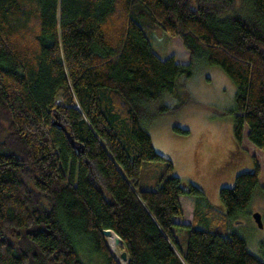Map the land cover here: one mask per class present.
Listing matches in <instances>:
<instances>
[{"label": "trees", "instance_id": "obj_1", "mask_svg": "<svg viewBox=\"0 0 264 264\" xmlns=\"http://www.w3.org/2000/svg\"><path fill=\"white\" fill-rule=\"evenodd\" d=\"M234 2L0 0V264H86L83 245L118 264L101 229L120 238L124 264H264L228 228L258 185L255 159L219 189L224 212L197 198L178 223L179 196L201 190L172 173L146 128L190 101L184 81L203 62L235 85L234 142L246 128L264 150V0L228 14ZM155 26L179 37L187 62L153 51ZM165 94L175 103L151 111ZM150 162L164 170L143 188Z\"/></svg>", "mask_w": 264, "mask_h": 264}, {"label": "rangeland", "instance_id": "obj_2", "mask_svg": "<svg viewBox=\"0 0 264 264\" xmlns=\"http://www.w3.org/2000/svg\"><path fill=\"white\" fill-rule=\"evenodd\" d=\"M246 6L244 0H235L233 10L228 14L242 12ZM151 37V47L160 58L172 55L177 62L188 61V52L178 36H172L155 26ZM184 82L190 101L176 111L156 113L146 125L154 149L172 163V173L201 190L199 195L179 196L182 215L177 218V222L190 223L197 198L200 210L210 204L218 213L224 212L218 198L219 189L232 185L237 173L251 169L254 158L260 167L258 185L244 211L237 213L235 219H230L228 228L230 233L238 234L245 240L247 248L254 255L264 260V150L247 140L244 128V137L239 144L241 152L230 158L232 161L236 159V163H222L226 156L228 159L229 148L235 141L231 112L234 108L235 85L220 67L203 62L196 64L192 75ZM59 99L60 97L57 98ZM175 101V97L165 94L160 101L151 104L150 110L156 112L160 106H172ZM176 127L186 131H178ZM148 163L144 162L142 168ZM150 163L149 181H140L143 188H154L158 176L164 170L162 162ZM254 212L260 214L261 226L254 221ZM184 230L175 226L176 236L180 237ZM103 239L118 264H124L107 237L104 236ZM80 249V256L86 264H106L100 254L89 252L86 245ZM118 249L123 250L121 244ZM174 249L181 256L177 248ZM179 250H185V242H181Z\"/></svg>", "mask_w": 264, "mask_h": 264}, {"label": "water", "instance_id": "obj_3", "mask_svg": "<svg viewBox=\"0 0 264 264\" xmlns=\"http://www.w3.org/2000/svg\"><path fill=\"white\" fill-rule=\"evenodd\" d=\"M59 118H60L59 115L57 113H55L54 114V123H59L58 122ZM75 147L79 152H83V147L81 145L75 144ZM252 217H253L254 221L257 223V225L261 226L260 214L258 212H254V213H252ZM100 232H101L102 236L104 237V236L109 235L113 231L110 229H101ZM116 240H117V242H119L121 244L120 238L117 235H116ZM121 246H122V244H121ZM119 258H120L121 262H123V263H125L127 261V254H126L125 250L121 251V253L119 254Z\"/></svg>", "mask_w": 264, "mask_h": 264}, {"label": "flooded vegetation", "instance_id": "obj_4", "mask_svg": "<svg viewBox=\"0 0 264 264\" xmlns=\"http://www.w3.org/2000/svg\"><path fill=\"white\" fill-rule=\"evenodd\" d=\"M234 142V141H233ZM232 142V146L229 148V151H228V159H227V156H226V159L222 162L223 164H229V163H236L235 161H237L236 159L234 161H232L230 158H233L234 155L237 154V156L240 154L241 152V149H240V146L239 144L237 143H233ZM236 148V149H235ZM237 152V153H236ZM232 155V156H231ZM231 156V157H230Z\"/></svg>", "mask_w": 264, "mask_h": 264}, {"label": "bare ground", "instance_id": "obj_5", "mask_svg": "<svg viewBox=\"0 0 264 264\" xmlns=\"http://www.w3.org/2000/svg\"><path fill=\"white\" fill-rule=\"evenodd\" d=\"M106 237L108 239L109 244L115 249V252L120 254L122 250L118 249V246H119L120 243L117 242L116 235L113 232H111Z\"/></svg>", "mask_w": 264, "mask_h": 264}, {"label": "crops", "instance_id": "obj_6", "mask_svg": "<svg viewBox=\"0 0 264 264\" xmlns=\"http://www.w3.org/2000/svg\"><path fill=\"white\" fill-rule=\"evenodd\" d=\"M187 223H189V222H187Z\"/></svg>", "mask_w": 264, "mask_h": 264}]
</instances>
